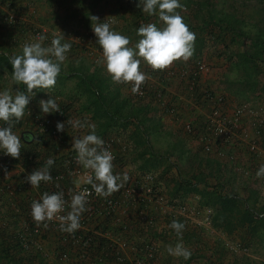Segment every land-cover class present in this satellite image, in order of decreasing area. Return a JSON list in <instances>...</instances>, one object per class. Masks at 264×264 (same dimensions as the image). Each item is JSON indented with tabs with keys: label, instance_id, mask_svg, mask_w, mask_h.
I'll use <instances>...</instances> for the list:
<instances>
[{
	"label": "built area",
	"instance_id": "1",
	"mask_svg": "<svg viewBox=\"0 0 264 264\" xmlns=\"http://www.w3.org/2000/svg\"><path fill=\"white\" fill-rule=\"evenodd\" d=\"M4 2L5 8L0 13V22L19 27L17 43L24 45L40 35L47 36L45 27L23 20L16 14L11 4L12 0ZM106 19L113 21L112 17L108 16L100 22ZM57 33H60L59 28ZM51 39L52 36H47L46 41L51 42ZM68 39L72 45L70 52L84 46L91 59L98 63L102 49L96 42V36L91 28ZM142 71L148 74V79L141 86L142 94L134 95L130 84H122L136 99L150 96L166 115L180 122L183 133L198 142L204 153L212 154L222 162L230 164L238 176L256 180L264 187V177L256 176L257 169L264 164L262 161L264 147L261 145L264 135V105L236 102L225 93L207 85L203 77L209 71V64L200 58L192 61L180 60L162 71H153L150 66L144 65ZM175 83L183 85L186 99L196 111L195 116L186 117L179 111L178 105L183 94L174 91ZM57 113L63 116L62 110ZM31 116L38 133L50 137L58 136L56 123L51 117L32 113ZM104 140L105 146L114 154V169L118 170L122 167L125 154L133 145L132 140L123 130L109 134ZM72 150L64 169L53 176L52 182L47 183L54 185L53 192L62 190L65 199L69 201L70 193L83 189L91 190V185L83 182L86 170L77 163L76 152L73 148ZM40 195L31 194L29 199L38 200ZM193 197L195 202L190 203L186 198L171 199L164 192L155 171L137 169L129 181L111 196L98 197L93 192L88 197V210L81 217V228L72 234L61 231L65 246L57 249L58 259L63 264H104L105 256L113 255L117 264H155L160 252V237H150L149 233L151 230L159 234L167 232V217L171 221L181 218L186 223L199 227L212 224V209L201 206L199 197L196 195ZM15 210L19 212L18 207ZM158 214L162 215L161 221ZM262 215L264 214L257 213L255 217ZM27 216L30 223H22L23 232L18 236L20 245L27 251L39 252L41 261L38 264H45L50 255L45 242L50 234L60 231V222L53 220L44 227L33 220L31 211ZM107 218L111 220L109 227L103 230L92 228L95 221L99 223ZM96 235L105 238L107 242L105 241L103 248L98 250V255L94 254L95 258L91 259L93 248L90 242L93 238L96 239ZM225 246L231 254L247 250V246L237 240L226 241Z\"/></svg>",
	"mask_w": 264,
	"mask_h": 264
},
{
	"label": "clouds",
	"instance_id": "2",
	"mask_svg": "<svg viewBox=\"0 0 264 264\" xmlns=\"http://www.w3.org/2000/svg\"><path fill=\"white\" fill-rule=\"evenodd\" d=\"M136 6L142 13L157 16L161 22L141 24L136 29L139 39L132 46L131 38L113 29L107 19L92 24L96 42L102 49V56L98 60L111 80L116 84H130L134 95L142 94L141 86L148 79V74L142 71V64L150 66L153 71L164 70L174 61H188L195 52L196 34L190 30L179 10H183L182 0H136ZM47 36L40 35L32 42L22 46L19 54H13L8 61L12 66L11 86L0 90V154L20 159L25 141L35 139L32 132H24V139L14 131L15 126L24 118L26 110L30 114L28 105L36 96L37 90L49 93L61 74L62 67L71 50V43L67 42L64 33H52L50 44L44 45ZM25 85L26 91L13 85ZM39 107L43 114L61 112L56 99L50 95L48 99H40ZM73 129L87 128L89 131L72 136V148L76 152V161L86 170L83 182L91 185V190L83 189L70 193V201L65 199L64 192H43L38 200L31 203L33 220L44 227L53 220H58L59 229L69 234L81 228V217L85 213L88 197L94 192L98 197L107 198L119 191L130 179L128 173L114 171L115 157L105 140L97 135L95 123L86 119L69 120ZM58 132L65 130L64 121L56 123ZM55 163L51 157L41 169H36L26 176L31 187L39 189L41 182L53 181L51 166ZM257 178L264 177V164L256 171ZM67 209V210H66ZM64 213V214H62ZM185 223L173 219L171 228L177 237L175 246L169 245L167 253L174 257L189 260L192 251L184 246L183 232Z\"/></svg>",
	"mask_w": 264,
	"mask_h": 264
},
{
	"label": "rangeland",
	"instance_id": "3",
	"mask_svg": "<svg viewBox=\"0 0 264 264\" xmlns=\"http://www.w3.org/2000/svg\"><path fill=\"white\" fill-rule=\"evenodd\" d=\"M94 1H99L101 4L100 6H102L104 9L100 10V6H95V8L93 6L92 11H94V14L89 20L79 19L77 21L79 23H82L80 25L84 26H78L77 28H74V31L72 29H69V32L67 31V33L64 34L67 42H69L68 38L77 36L78 33L82 32L83 30L87 31L88 27H91L92 29V26L87 25L93 23L94 20L98 22L94 18V16L99 17L100 21L104 18V16L112 17L113 29L118 32L121 29V32L124 35L129 36L131 38L130 46L134 45L139 39V37L136 35V29L139 28L141 24L157 23L159 25L161 23L157 16H149L145 13H143L146 16L145 19L141 20V18H139V12H141V9L139 7L136 8L134 3L135 0H124L123 5L126 8L123 9L124 13L122 15V9L116 7L117 3L113 0H93V2ZM89 2L91 1L89 0ZM182 3L184 5V8L183 10H179L180 14L184 17L185 22L189 25L190 30L196 34L195 52L188 61L200 58L202 60H205L206 62H209L212 71L208 74L207 77L209 78V85L216 91L225 93L230 97V99L235 100L239 103L253 102L257 105H264V64L262 61L258 60V58L253 59L250 56L248 57V52L251 53V51L248 50H250L252 37L256 35L257 32H260L261 29H264V0H182ZM225 15H234L229 19L239 18L241 23H238L237 26L241 27V31H238L237 34L232 33V35L234 36V38H232V41H230L231 36L229 37V34H226V41L224 45L220 40L217 39V37H211L210 33H208V30L214 29L216 31L217 23L225 24L227 19L222 20L219 18ZM69 20L70 18L63 19V26H66V23ZM136 22L139 23V26L136 25ZM62 30L64 29H60V33H62ZM75 31H77V33H75ZM14 35L19 37V33H17V35L14 33ZM46 35L52 36L51 31L47 29ZM44 42L47 41L45 40ZM22 46L23 45L19 44V42L9 43V47L12 50H22ZM2 47L4 48V46ZM75 54H81L80 59L83 58V60L85 61H89L88 58L91 59V57L87 54L84 46L81 49L77 50ZM246 56L247 58H245ZM93 65H96L95 62L93 63ZM108 82L106 84L101 83V86H104L103 94H105L106 96L105 100L108 109L113 111L116 105L115 102H118V99H116L115 97V84H109L110 82ZM121 110L122 114H128L126 112H131L132 108L131 106L127 109H124L122 107ZM135 114H137V112H135ZM103 119L104 124L101 123V125H98L96 130H100V126L102 129V125L104 126V129L107 126L105 131L110 128L111 122L109 124H106L108 120L104 115ZM115 120L118 121L120 120V118L118 119V117H116ZM149 123L150 121L147 119L146 124L148 125ZM149 125H151V128L155 130V125ZM113 127L115 126H111V132H109L108 135L111 133L113 134ZM160 130H164L166 132L165 135L159 134L160 137H165H163V139H157L156 136H152L150 139L151 146L149 147L158 152L159 150L163 149V153L161 154H164L163 159L165 160H169V158H172L174 161H178L176 169L175 167L173 169H171L170 166L167 167L166 180L169 184L170 181H172V179L174 178L171 174L177 172V174L179 175V171H183L184 173L189 172L191 169V165L193 164V158H195L194 162L197 159L203 160L204 158L202 156L206 154L201 153L200 151L202 149L200 145L193 138L191 140L189 137H187L181 129L178 128L176 130L179 133L181 132L182 134L180 133V135L183 137H177L176 135H174V133H167L168 131L166 130V128H163L162 126L160 127ZM132 148L133 145L126 153L127 155L130 154ZM161 160L162 159L155 157L153 161H151V165L146 164V166H142V164L144 163L143 160H140L141 163L138 160L137 162H135L137 164L139 163L143 170H153L157 172V167L159 166L158 163L163 162ZM189 174L190 173H187V175ZM169 187H172V185H168L166 187L167 190ZM193 196L194 195H188V197H190L187 200L188 203L194 201ZM158 215L160 220L162 218V215ZM3 220L4 219H0L1 224ZM159 225L161 224L159 223ZM185 225L186 227L183 232V243L185 247L189 248L192 251V256L189 260H184L182 257H176L177 262L174 263L264 264V231L257 232L253 236L246 235V240L242 242L240 240L241 236L244 235L242 229H235L230 235H226V233H224L223 235H225V239L222 240L224 238L222 234H220V238H218L217 235H211V233L207 234L201 232V230L191 225V223L185 222ZM54 234L55 233L50 234V237L47 238L48 240L45 242L46 249L50 254L48 264H58L56 263L57 261L60 264H63L60 260H57V257L55 256L53 251L56 250L55 248L57 247V240ZM159 237L160 252L158 254V259L156 260V262L158 263L161 260L163 261L161 264H166L165 261L168 258L172 257L171 255L166 253V249L169 245L174 247L177 243L176 233L171 228H168L167 232ZM232 239L245 244L247 246V250L239 252L237 254H231L226 249L225 242ZM164 253L165 258L167 257L166 259H162V257H164ZM208 254L211 255H209L208 257Z\"/></svg>",
	"mask_w": 264,
	"mask_h": 264
},
{
	"label": "crops",
	"instance_id": "4",
	"mask_svg": "<svg viewBox=\"0 0 264 264\" xmlns=\"http://www.w3.org/2000/svg\"><path fill=\"white\" fill-rule=\"evenodd\" d=\"M85 0L84 2H81L80 0H14L12 1L14 10L16 14L23 18V20L31 21L35 24H38L39 26L45 27L48 30L53 32H57V28L64 29L62 32L64 34L69 32V29H72L74 31V28H77L78 26H84L80 25L82 23L77 22L79 19L81 20H89L91 16L94 14V11H92V7L94 6H100V2L90 0ZM96 3V5H95ZM5 2L4 0H0V13L4 11L5 8ZM99 9H104L102 6L99 7ZM103 17V16H102ZM107 16H104V18ZM70 20L66 23V26H63V19ZM99 18V17H98ZM97 22L94 20L93 23L87 25L92 26L95 25ZM142 23V21H141ZM62 27V28H61ZM86 27V26H85ZM91 28V27H88ZM68 29V30H66ZM19 28L15 25H5L0 22V90H3L4 88H8L11 86V70L12 66L9 63L8 59L13 54H19L21 50H12L9 47V43H14L17 36L14 35V33L17 35L19 33ZM121 32V29L119 30ZM122 33V32H121ZM50 44V42H44V45L47 46ZM4 46V48L2 47ZM10 48V49H9ZM10 50V51H9ZM76 51L69 52L67 56V60L64 63V66L62 67L61 74L57 78V83L55 87L49 91V93L45 90H37L36 96L31 99L28 108L30 109V114L26 110L24 118L18 123L14 131H16L18 134L22 131L24 132H32L33 134H38L36 127L34 125L32 114H38L42 116H49L53 119L55 123L58 121H64L65 124V132L66 134V141L63 143L61 142L58 144L59 147L57 149L53 150L51 152L50 157H56L57 161L62 159L61 157L66 154L68 149H72V136L73 135H80L81 133L86 134L89 130L87 128L84 129H73L72 125H67L69 120H81L84 121L85 119L90 123H95L97 126L101 125L103 123L104 119L101 115V112L103 110L102 102L98 103L94 101V98L91 97V95L86 91V84L90 86L93 81L96 84H99L101 86V83L106 84L108 81L109 84H115V97L118 99L120 106H124V109H127L131 106L132 111L131 112H137L136 115L128 114L130 115L128 118H120V120H115L113 124L111 123V126L113 127L112 132H118L119 130L125 131L128 138H131L133 148L130 154L125 155V159L122 162V167L118 168L117 171L119 173H128L129 177H132L135 170L142 169L141 165L139 163L137 164V160L141 163L140 160H143L144 163L142 166H146V164L151 165V161L155 157L162 159L161 163H158L159 166L157 167V174H158V180L160 184L163 187V190L166 194H168L169 191L173 190V187L178 186V182L181 181V175H178L177 172L171 174L173 175L172 181L168 184L167 182V167H171L173 169L178 163V161H174L172 158H169V160L163 159V149L156 151L149 146L150 139L153 136H156V138L163 139L162 136L160 137L159 134L165 135L166 132L164 130H160V127L166 128L168 131L167 133H174L177 137H183L180 135V133L176 129H181V124L178 120H175L171 118L170 116L166 115L161 108L153 102V99L150 96H147L145 98L136 99L131 93L128 88L122 84H116L114 83L110 76L107 74L106 70L100 63H95L96 65H93V60L88 58L89 61H85L80 59L81 54H75ZM79 56V57H78ZM180 61V60H179ZM178 61H174L173 64H176ZM209 64V62H207ZM100 64V65H98ZM172 64V65H173ZM142 66H144L142 64ZM141 66V68H142ZM210 66V65H209ZM211 67L209 68L208 73H206L203 77L204 82L209 85V78L207 77L208 74L211 72ZM94 77V80H91L89 82L88 78ZM210 86V85H209ZM21 91H26V86L21 84L19 86L13 85V88H17ZM104 87V86H102ZM174 91L179 92L183 94V97L180 100L179 111L183 113L184 116L189 117L191 115L195 116L196 111L191 107V104L188 103V100L186 99L185 89L182 84L175 83L173 85ZM175 92V93H176ZM49 95L56 99L57 103L59 104L60 108L64 107L65 110L68 113L69 120H64L63 116H60L58 113L54 114H43L39 107V100L40 99H48ZM228 96V95H227ZM229 97V96H228ZM230 98V97H229ZM127 107V108H126ZM97 108L99 112L97 111ZM130 111H127L126 113H131ZM147 119L150 121L149 124L155 125L156 128L153 130L151 128V125H147ZM142 122V123H141ZM104 124V123H103ZM118 125V127H117ZM110 126V128H111ZM121 126V127H119ZM150 126V127H149ZM104 126L102 125V129L100 126V130H96L97 135L101 136L103 139L108 136V133L111 132L110 128L105 131L104 133ZM123 127V128H122ZM182 130V129H181ZM103 131V132H102ZM24 132L21 133V138L24 139ZM183 132V130H182ZM154 134V135H153ZM182 134V133H181ZM187 137H189L192 140V137L188 134L184 133ZM147 142L144 145V142ZM143 142V144H141ZM198 143V142H197ZM25 145V144H24ZM40 149V148H39ZM143 150L147 151L144 155ZM201 153L205 154L202 150ZM159 153V154H158ZM199 153V152H198ZM155 156L153 158V156ZM49 157V158H50ZM129 157V158H128ZM201 157V156H200ZM165 160V161H164ZM195 158H193L194 163ZM136 161V162H135ZM264 162V159L262 160ZM228 167L231 165L226 163ZM203 164H201L202 167ZM22 163L18 162L16 166L7 172V176L12 177L10 178L13 182H16L18 180L23 179L27 176V172L29 171L27 168L22 167ZM204 166V165H203ZM254 167H256L254 165ZM31 171L36 170L37 167H31ZM28 170V171H27ZM125 170V172H123ZM233 170V169H232ZM30 172V171H29ZM182 172V176H184V172ZM160 174V178H159ZM162 175V178H161ZM8 177V178H9ZM237 178L234 180V184L231 186V190H235L238 192L239 195L246 197V191L247 190H254L258 196L255 208H260L262 204L264 203V187L262 184L258 183L256 180H252L249 178H242L241 176L236 175ZM46 186L40 185L39 189L33 188L30 186L29 189L31 191H37V192H44L46 191L44 187ZM169 187L167 190V186ZM50 187V186H48ZM179 187H181L179 185ZM234 187V188H233ZM182 191H179L180 193L184 192V189L180 188ZM167 190V191H166ZM49 191V190H47ZM41 192V193H42ZM36 193V192H35ZM196 195L200 198V195L195 194L191 192L189 196ZM190 197H186L188 200ZM195 202V201H193ZM4 209V210H3ZM5 209L6 207L0 206V219H4L5 216ZM212 209V208H211ZM213 212V209H212ZM213 218V217H212ZM8 219V218H7ZM6 219V220H7ZM5 219L3 220L2 224L0 223V229L4 226H7L8 223L5 222ZM193 225V224H191ZM197 229L201 230L203 233H211V235H217L218 238H220V234L224 237L222 240L225 239L224 233H227L224 229H219L215 227L212 224L206 227H198L197 225H193ZM169 228V227H168ZM208 228V229H206ZM217 229V230H216ZM219 234V236H218ZM234 240V239H232ZM244 242L246 239L242 240ZM165 251V250H164ZM167 253V251H166ZM211 254H208V257ZM162 259L165 258V253L163 255ZM208 259V258H205ZM213 260V258H212ZM163 261L160 260V262H156L155 264H161ZM177 262L176 257L172 256L171 258H168L165 263L166 264H177L174 263ZM223 264V263H222Z\"/></svg>",
	"mask_w": 264,
	"mask_h": 264
},
{
	"label": "trees",
	"instance_id": "5",
	"mask_svg": "<svg viewBox=\"0 0 264 264\" xmlns=\"http://www.w3.org/2000/svg\"><path fill=\"white\" fill-rule=\"evenodd\" d=\"M80 1L84 2L85 0ZM113 1L117 3L116 7L122 9V15L124 13L123 9L126 8L123 5L124 0ZM134 3L136 6V0ZM11 4L13 5V3ZM233 16L234 15H225L219 17L222 20H227L225 24L217 23L216 31L214 29L208 30V33H210L211 37H217V39L225 45L226 34H229V37L231 36L230 41H232V38H234L232 33L237 34L238 31H241V27L237 26L238 23H241L240 19H229ZM145 17L146 16L142 12H139V18H141V20H144ZM136 25L139 26V23L136 22ZM75 33H77V31H75ZM263 33L264 29H261L260 32H257V34L252 37L250 50H248L251 51V53L248 52V57L250 56L253 59L258 58V60L262 61L264 64ZM14 43H17L16 40ZM245 58H247V56ZM88 79L89 82H91V80L94 78L91 77ZM84 88H86V91H88L91 97L94 98L95 102H102L101 104L103 106V110L101 115L102 117L103 115L107 117L108 121L106 124L115 122L116 117H118V119H125L127 116H130L128 114H132V116L136 115L134 112L122 114L121 109L122 107L124 108V106H120L119 101L115 102L116 105L113 111L108 109L105 100L106 96L103 94V87L94 83V81L90 86L86 84V87ZM60 109L63 111L64 120H69V116L65 108L61 107ZM97 111L99 112L98 108ZM67 125H69V123H67ZM34 137L35 139L32 141H25L26 144L22 149L20 159L0 154V206L6 207L4 219L6 220L8 218L5 221L8 223V225L0 229V264H38L39 261H41V255L39 252L27 251L21 247L18 236L23 232L22 223H30L29 216H27V214H29L31 211L32 200L29 199V196L31 194L39 195L43 190L41 192L31 191V189H29L30 183L26 180V177L13 182L10 179L12 177L7 176V172L8 170L14 168L18 162H21L23 165L22 167L27 168L30 171L29 172L27 170V175L33 171H31V167H37V169L43 168L47 159L51 156V152L59 147L58 144L66 141V134L65 132H59L57 137H50L45 134L35 133ZM143 142L144 145L146 144V146H148L147 142ZM143 142L141 144H143ZM261 145L264 147V135L261 140ZM72 152V149H68L66 154L62 156V159L59 161H57L56 157H51L55 161L50 169L52 177L57 172L64 169L65 162L67 161V158H70ZM143 152L145 155L147 151L143 150ZM202 157L204 159H197L191 165L190 171L186 172L184 176H182V172L178 170L179 175H181V181L178 182L177 187H173V190L168 192L169 197L171 199L180 197L181 199L185 200L187 195H189L191 192L200 195V205L213 209V225L219 229H224L227 231V233H229V235L232 234L235 229H242L244 233V235L241 236L242 240L246 239V235L253 236L257 232L264 231V215L258 218L255 217V214L257 213L264 214V203L260 208H255V204L259 195H257L254 190H247L245 192V197L239 195L237 191L231 190V186L234 184L235 178H237V174L232 170V168L230 166L228 167L226 163L217 159L212 154H206ZM201 164L204 166L202 165L201 167ZM187 173L190 174L187 175ZM45 184L47 183L41 182L42 186H46ZM179 185L181 187H179ZM48 186L44 187L46 190L44 192H53L54 185L49 184ZM180 188L184 189L183 194L179 192L182 191ZM16 207H18L19 212L15 210ZM176 220L185 223V221L181 218ZM166 221L168 224L171 222L168 217ZM110 224L111 220L107 218L99 223L98 221H95L94 224H92V228L96 230H103L104 228L109 227ZM61 233V231H57L54 234L57 240V247L55 248L56 250L53 251L57 257V260H59L57 249H61L65 246L63 244L64 237L61 236ZM164 234H159L158 232L155 233V230H151L149 236L151 235L150 237H159ZM105 241L107 242V240L100 235H96V239L93 238V240L90 242V245L93 248V255L90 256L91 259L95 258L94 254L98 255V250L101 247L103 248ZM104 262V264H117L113 255L105 256ZM56 263L60 264L58 261ZM45 264H48V262Z\"/></svg>",
	"mask_w": 264,
	"mask_h": 264
}]
</instances>
